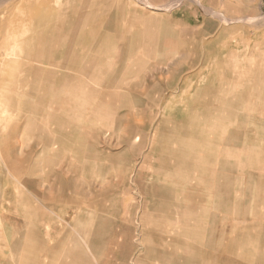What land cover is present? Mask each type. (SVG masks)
Returning <instances> with one entry per match:
<instances>
[{
    "label": "rangeland",
    "instance_id": "obj_1",
    "mask_svg": "<svg viewBox=\"0 0 264 264\" xmlns=\"http://www.w3.org/2000/svg\"><path fill=\"white\" fill-rule=\"evenodd\" d=\"M40 1L0 0V264H166L213 253L216 190L229 234L230 205L259 164L248 146L257 139L246 136L264 128V0ZM28 3L40 8L23 19L17 9ZM5 61L13 73H2ZM49 104L60 107L56 122L42 116ZM257 157L264 169V148ZM64 188L87 198L82 222L70 197L71 219L58 213ZM75 238L92 244L76 261ZM221 251L220 264H235L227 244Z\"/></svg>",
    "mask_w": 264,
    "mask_h": 264
},
{
    "label": "crops",
    "instance_id": "obj_2",
    "mask_svg": "<svg viewBox=\"0 0 264 264\" xmlns=\"http://www.w3.org/2000/svg\"><path fill=\"white\" fill-rule=\"evenodd\" d=\"M258 132V136L256 137L252 134H248L246 136V141L257 139L251 144L248 143V146H250V155L253 156L254 163L259 164H255V174L248 172L247 178L244 179L245 187L247 184L246 188L249 190L245 192L243 198L241 197L239 201L236 198V202H232L230 205V212H233V214L237 215L238 217V219L235 217V223L234 226H232L234 228L230 230L229 234H226V231L221 227L219 219L221 218L220 214L222 212L220 204V188H218L212 199L213 216L215 217L216 222L218 220L217 223L213 222L212 224V228L215 231L213 235L215 234L216 240V244L214 243L212 247L213 253L204 255L198 250L194 257L187 256L180 260H171L166 264H220V261L218 260V253L222 252L221 250L226 244L228 250L227 255L229 256L230 260L234 259L235 264L237 261L242 262V264H264V169L261 165L262 159L257 157L260 153V150L264 148V128L261 127ZM42 144L45 145V142L42 141ZM261 171L262 173H259ZM34 185L36 186L35 183ZM73 187L75 188L74 184ZM65 190L66 188H64V191ZM65 193L67 195L69 194L66 191ZM71 196L72 194L69 196L72 207L74 210H76V213L78 212L77 217H79V222H82L83 219L86 218L85 216H87L89 211L87 207L88 205H86L87 198L85 196L80 198H77L75 195L72 197ZM59 201H61L65 207H68V204L65 203L64 198ZM83 204L85 205L83 206ZM233 204L235 207L234 210ZM68 209L72 210L71 206ZM72 214L74 215V213ZM66 215L67 213L62 215L61 218L65 217ZM67 216L69 217L70 215L68 214ZM69 218L71 219V216ZM238 222L241 226L243 225V227L240 226L238 228L236 224ZM81 242L82 240L79 241V239L76 240L75 238L74 244L72 245L74 246L73 253L77 255V257L74 258L75 261L77 260L76 258L83 259L81 255L83 254L82 252L87 251L88 248L91 250L92 244L87 245L86 243L82 244ZM215 252L217 253L215 254Z\"/></svg>",
    "mask_w": 264,
    "mask_h": 264
},
{
    "label": "bare ground",
    "instance_id": "obj_3",
    "mask_svg": "<svg viewBox=\"0 0 264 264\" xmlns=\"http://www.w3.org/2000/svg\"><path fill=\"white\" fill-rule=\"evenodd\" d=\"M35 1V0H34ZM40 1V0H39ZM46 1V0H45ZM50 1V0H49ZM59 0H57V3H59L58 2ZM74 1V0H73ZM84 1V0H83ZM41 2V1H40ZM47 2H48V0H47ZM80 3V1H77V3ZM85 2H86V0H85ZM84 2V3H85ZM94 2V1H93ZM118 2V1H117ZM31 3V2H30ZM39 3V2H38ZM53 3H54V1H53ZM62 3V2H61ZM71 3V2H70ZM76 3V2H75ZM100 3V2H99ZM29 4V3H28ZM32 4V3H31ZM42 4V3H41ZM81 4H82V2H81ZM81 4H80V6H81ZM92 4V3H91ZM47 5V4H46ZM51 5V4H50ZM55 5H57V8L59 7L58 6V4H55ZM54 5V6H55ZM94 5V4H93ZM97 5V4H96ZM99 5H102V4H99ZM54 6H52V7H54ZM70 6H71V4H70ZM84 6V5H83ZM102 6H106V4L104 5H102ZM35 7V8H34ZM34 7H31L30 6V4L29 5H27V7L26 8H24V9H22V7H19L18 9H17V12H20L21 14V16H22V18L24 19V15L22 14V13H24V12H27L28 14L29 13H31V11L33 10V12L32 13H34L33 15H35V10L36 9H39L40 7H37V6H34ZM61 7V6H60ZM85 7V6H84ZM90 7H91V5H90ZM110 7V6H109ZM33 8V9H32ZM42 8V7H41ZM44 8V7H43ZM47 8V7H46ZM79 8V7H78ZM77 8V9H78ZM93 8H95V7H93ZM100 8H103V7H100ZM32 9V10H31ZM60 9H58V11H59ZM76 10V9H75ZM24 11V12H23ZM63 11V10H62ZM72 11H74V10H72ZM71 11V13H67V12H64V13H66L67 15L68 14H72L73 12ZM99 11V10H98ZM106 11V10H105ZM17 12H16V14H15V12H14V17L13 18H11L12 17V14L10 15V18L11 19H14L15 18V16L17 15ZM107 12H108V10H107ZM106 12V13H107ZM60 13H61V15L63 16V14H62V12L60 11ZM94 13V12H93ZM28 14H27V16H28ZM19 15V17L21 18V16ZM41 15H43V16H46V13H41ZM18 16V15H17ZM26 16V15H25ZM27 16L25 17V19H27L28 20V18H27ZM30 16H31V14H30ZM60 16V15H59ZM33 17V16H32ZM72 17H75V16H72ZM17 18V17H16ZM53 18V17H52ZM58 18V17H57ZM11 19H9V20H11ZM17 20V19H16ZM61 20H63V18L61 19ZM106 20V19H105ZM104 20V21H105ZM256 20V19H255ZM11 21H13V20H11ZM10 21V22H11ZM25 21V23H26V20H24ZM60 21V20H59ZM13 22H16V21H13ZM13 22H11V23H9V25L11 26V24L12 25H14V24H23L24 22H21V23H18V22H16V23H13ZM53 22V21H52ZM66 22V21H65ZM74 22H76V21H74ZM85 22V21H84ZM29 23H32L31 22V20L29 21ZM57 23H58V21H57ZM253 23V22H252ZM7 24V23H6ZM65 25H66V23H64ZM88 24V23H87ZM95 24V23H94ZM229 24V23H228ZM8 25V24H7ZM6 25V26H7ZM8 25V27H10ZM65 25H63V26H65ZM77 25V24H76ZM101 25V24H100ZM262 25V24H261ZM23 26H26V25H24L23 24ZM50 25H48V27H49ZM79 26V25H78ZM83 26V25H82ZM102 26V25H101ZM13 28H14V26H12ZM27 27H29V26H27ZM59 27H61V24H60V26ZM59 27H56V24L55 25H53L52 24V26H51V28L53 29V31H54V29L55 28H57L58 29V31L56 32V34L59 32ZM76 27V26H75ZM87 27V26H86ZM103 27V26H102ZM264 27V26H263ZM20 28V27H19ZM64 28V27H63ZM94 28V27H93ZM99 28V27H98ZM258 28V27H257ZM5 29V28H4ZM18 29V28H17ZM66 29H67V27H66ZM65 29V30H66ZM72 29V28H71ZM79 29V28H78ZM77 29V31H79ZM81 29H82V27H81ZM92 29V28H91ZM102 29V28H101ZM11 30H12V28H11ZM11 30H10V32H11ZM14 30V29H13ZM20 30V29H19ZM19 30L18 31H16L17 33L19 32ZM25 30H27V28H25ZM65 30H64V32H65ZM83 30V29H82ZM99 30V29H98ZM86 31V30H85ZM94 31V30H93ZM6 33H3V34H9V33H7V31H5ZM12 32H14V31H12ZM22 32H24L23 30H22ZM26 32V31H25ZM25 32L24 33H22V34H25ZM70 32H72V31H70ZM80 32V31H79ZM99 32V31H98ZM51 33H52V31H51ZM51 33L49 32V34H50V36H51ZM81 33V32H80ZM83 33H84V31H83ZM82 33V34H83ZM91 33V32H90ZM263 33V32H262ZM28 33H26L25 35H27ZM43 34V33H42ZM59 34H61L60 32H59ZM74 34V33H73ZM79 34V33H78ZM219 34V33H218ZM10 35V34H9ZM70 35H71V33H70ZM94 35H96V34H94ZM209 35V34H208ZM257 35V34H256ZM73 36H75V35H73ZM80 36V35H79ZM83 36V35H82ZM91 36V35H90ZM97 37H98V33H97V35H96ZM1 38H2V35L0 36ZM3 37H6L5 35L3 36ZM52 37H55V33H54V36H52ZM51 37V38H52ZM68 37V36H67ZM34 38V37H33ZM49 38V36L47 37V39ZM58 38H59V36H58ZM58 38H57V41H59L58 40ZM92 38V37H91ZM6 39H8V37L6 38ZM5 38H4V40H6ZM69 39V38H68ZM73 39H74V37H73ZM194 39V38H193ZM2 40H3V38H2ZM1 40V41H2ZM63 40V39H62ZM62 40H60L61 42H62ZM79 40V39H78ZM6 41H8V40H6ZM23 41H25V40H23ZM65 41V40H64ZM63 41V42H64ZM81 41V40H80ZM73 42V41H72ZM205 42V41H204ZM4 43V42H3ZM47 43V42H46ZM80 43V42H79ZM208 43V42H207ZM2 44V43H1ZM20 44V52L26 47V44L27 43H19ZM59 44V42L57 43V45ZM3 45H5V44H3ZM7 45V44H6ZM67 45V44H66ZM79 45V44H78ZM198 45V44H197ZM2 46V45H1ZM55 47H56V45H54ZM59 46H61V45H59ZM63 46V45H62ZM73 46V45H72ZM7 47V46H6ZM76 47V46H75ZM74 47V48H75ZM78 47V46H77ZM41 48V47H40ZM67 48H69V47H67ZM87 47H85L84 49H86ZM46 49H47V46H46ZM54 49V48H53ZM57 51H58V46H57ZM55 49V50H56ZM59 49H60V47H59ZM83 49V50H84ZM89 49H91V48H89ZM66 50V49H65ZM73 50V49H72ZM80 50V49H79ZM87 50V49H86ZM54 51V50H53ZM77 51V50H76ZM203 51V50H202ZM23 52V51H22ZM22 52H21V54H22ZM55 52V51H54ZM58 52H60V51H58ZM65 52V51H64ZM87 52V51H86ZM57 53V52H56ZM85 53V52H84ZM20 54V53H19ZM58 54V53H57ZM67 54V53H66ZM70 54V53H69ZM68 54V55H69ZM75 54H76V52H75ZM81 54V52L79 53V55ZM240 54H242V53H240ZM20 56V55H19ZM18 56V57H19ZM47 56V55H46ZM59 56H61V55H59ZM72 56V58H73V55H71ZM244 56V55H243ZM78 57V56H77ZM54 58V57H53ZM61 58V57H60ZM65 58H67V57H65ZM49 59V58H48ZM59 60V59H58ZM61 60V59H60ZM67 60V59H66ZM65 60V61H66ZM205 60V59H204ZM45 61V60H44ZM43 61V62H44ZM53 61V60H52ZM55 61V60H54ZM47 62H48V60H47ZM72 62V61H71ZM76 62H78V61H76ZM49 63V62H48ZM83 63V62H82ZM214 63V62H213ZM53 64V63H52ZM55 64H56V62H55ZM66 64V63H65ZM212 64V63H211ZM63 65V64H62ZM91 65V64H90ZM209 65V64H208ZM45 66V65H44ZM53 66V65H52ZM69 66V65H68ZM74 66H76V63H75V65ZM106 66V65H105ZM202 66H203V64H202ZM206 66V65H205ZM249 66H251L252 68H254L251 64L249 65ZM240 67H242V66H240ZM257 67V66H256ZM61 68H62V66H61ZM65 68H67V66L65 67ZM244 68V67H243ZM249 68V67H248ZM252 68H249V69H252ZM52 69V68H51ZM50 69V72L52 71ZM54 69V68H53ZM63 69V68H62ZM239 69V68H238ZM15 69H13V65H12V62H9V61H5L4 63H3V69H2V73H5L6 72V74H10V73H13V71H14ZM65 70H67V69H65ZM80 70L81 69H79V73H80ZM241 70V69H240ZM247 70V69H246ZM253 70V69H252ZM44 71H45V69H44ZM101 71V70H100ZM99 71V72H100ZM238 71V70H237ZM245 71L243 70V73H244ZM263 72V71H262ZM71 73V72H70ZM242 73V72H241ZM44 74H45V72H44ZM55 74V73H54ZM96 74H98V73H96ZM50 75V74H49ZM94 75V74H93ZM238 75V74H237ZM256 75V74H255ZM44 76V75H43ZM50 77H53V75H51ZM173 77V76H172ZM48 78V77H47ZM84 78V77H83ZM46 79V78H45ZM224 79V78H223ZM223 79H220V81H216V83L214 82L213 83V85H212V87H215V86H217V87H221V83H222V81H223ZM149 80V79H148ZM179 80V79H178ZM236 80V79H235ZM78 81V80H77ZM158 81V80H157ZM186 81V80H185ZM187 81H188V79H187ZM253 81H254V79H253ZM148 82V81H147ZM156 82V81H155ZM161 82V81H160ZM176 82V81H175ZM184 82V81H183ZM252 82V81H251ZM251 82H249V83H251ZM58 83H59V81H58ZM73 83V82H72ZM77 83V82H76ZM149 83V82H148ZM162 83V82H161ZM186 83V82H185ZM188 83V82H187ZM237 83V82H236ZM183 84V83H182ZM181 84V85H182ZM75 85V84H74ZM81 86H83V84L81 83L80 84ZM167 85V84H166ZM174 85V84H173ZM251 85H253V83L251 84ZM246 86H248V85H246ZM79 87V86H78ZM86 87V86H85ZM149 87V86H148ZM151 87V86H150ZM249 87H250V84H249ZM174 89V88H173ZM58 93V92H57ZM60 93V92H59ZM52 94V93H51ZM233 94V93H232ZM50 95V94H49ZM56 95V94H55ZM60 96V95H59ZM58 96V97H59ZM52 97H53V94H52ZM61 97V96H60ZM74 97V96H73ZM49 98H51V96L49 97ZM46 100V99H45ZM215 100H216V98H215ZM47 101V100H46ZM58 101V100H57ZM61 101V100H60ZM214 101V100H213ZM50 102V101H49ZM54 102V101H53ZM52 102V103H53ZM47 103V102H46ZM56 103V102H55ZM54 103V104H55ZM43 104V103H42ZM57 105H59L58 103H57ZM57 105H56V107H57ZM55 106V105H54ZM162 106H163V104H162ZM59 107V106H58ZM53 108L52 107V105L51 104H49V111L46 113V114H42V116L43 117H45L46 119H53V121H55L56 120V117H57V109H59V108ZM161 107V106H160ZM75 110V109H74ZM73 110V111H74ZM70 111H72V109L70 110ZM66 114V113H65ZM69 114H70V112H69ZM69 114L67 113V116L69 117ZM73 114H74V112H73ZM83 114H85V113H83ZM48 115V116H47ZM51 115V116H50ZM70 115H72V113L70 114ZM86 115V114H85ZM74 117H78L77 116V114H76V116H73V118ZM80 117V116H79ZM123 118H124V116L122 117V120H123ZM183 118V117H182ZM68 119V118H67ZM84 119V118H83ZM86 119V118H85ZM70 120V119H69ZM57 121V120H56ZM55 121V122H56ZM52 122V121H51ZM69 122H71V121H69ZM73 123V122H72ZM121 123V122H120ZM122 124V123H121ZM72 125V124H71ZM75 125V124H74ZM253 125V124H252ZM11 127V126H10ZM42 127H44V126H42ZM255 127H257L258 129H259V126H255ZM67 128V127H66ZM143 129H144V127H142ZM257 128H255V129H257ZM42 130V129H41ZM59 130V129H58ZM6 131V130H5ZM10 132V131H9ZM56 132H58V131H56ZM71 132V131H70ZM258 132V131H257ZM14 133V132H13ZM59 133H60V131H59ZM67 133H69V132H67ZM259 133V132H258ZM18 134V133H17ZM4 135V134H3ZM15 135V134H14ZM60 135V134H59ZM72 135V134H71ZM18 136V135H17ZM66 136H68L67 134H66ZM66 136H64V137H66ZM73 136H75V135H73ZM55 137V136H54ZM77 137V136H76ZM10 138H12V136L10 137ZM52 138H53V136H52ZM70 139H71V137H69ZM54 139V138H53ZM68 139V138H67ZM73 139V138H72ZM10 142V141H9ZM183 142V141H182ZM11 144V143H10ZM183 144V143H182ZM189 145V144H188ZM51 146V145H50ZM189 147H190V145H189ZM183 150V149H182ZM19 152V151H18ZM4 158V157H3ZM34 158V157H33ZM16 159V158H15ZM3 160V159H2ZM2 162H4V161H2ZM21 163V162H20ZM19 163V164H20ZM32 163V162H31ZM10 164L12 165V162H10ZM4 165H6L5 163H4ZM32 167V166H31ZM117 167H119V166H117ZM164 167V166H163ZM7 168V167H6ZM124 168V167H123ZM8 169V168H7ZM13 169V168H12ZM9 170V169H8ZM23 170V169H22ZM29 171H31V168L29 169ZM28 171V172H29ZM112 171V170H111ZM115 172H116V170H115ZM120 172V171H119ZM115 174V173H114ZM29 175H31L30 173H29ZM125 175V174H124ZM6 176V175H5ZM28 176V175H27ZM120 177V176H119ZM122 178V177H121ZM17 180V179H16ZM63 180V179H62ZM3 181V180H2ZM65 183V182H64ZM131 183V182H130ZM3 184V183H2ZM63 184V183H62ZM132 184V183H131ZM57 192V191H56ZM39 193V192H38ZM111 194V193H110ZM38 196H39V194H38ZM70 196V194H66L65 193V191H64V189L62 190V192H61V195H60V199L59 200H62L63 198L66 200L68 197ZM112 197V196H111ZM84 201V200H83ZM108 201V200H107ZM60 203H61V201H59ZM103 204V203H102ZM85 205V204H84ZM87 205V204H86ZM105 206V205H104ZM69 208V206L68 207H65L62 203H61V206H59L58 208H57V211H58V213H60V214H63L64 215V213L66 214V212L68 211V210H70V209H68ZM90 209V208H89ZM81 211V210H80ZM99 212V211H98ZM76 219V218H75ZM74 223V222H73ZM10 224V223H9ZM125 224V223H124ZM5 229V228H4ZM5 232V231H4ZM14 233V232H13ZM15 234V233H14ZM91 240V239H90ZM67 249V248H66ZM66 251V250H65ZM62 260V259H61ZM61 262V261H60Z\"/></svg>",
    "mask_w": 264,
    "mask_h": 264
}]
</instances>
